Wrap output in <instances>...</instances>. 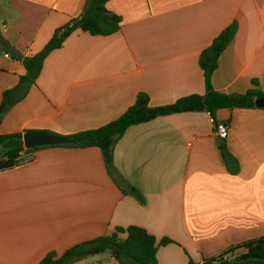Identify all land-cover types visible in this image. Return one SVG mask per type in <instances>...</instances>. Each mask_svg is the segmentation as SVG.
Wrapping results in <instances>:
<instances>
[{
  "label": "crops",
  "instance_id": "obj_1",
  "mask_svg": "<svg viewBox=\"0 0 264 264\" xmlns=\"http://www.w3.org/2000/svg\"><path fill=\"white\" fill-rule=\"evenodd\" d=\"M88 1L0 0V41L13 47L0 51V106L19 85L24 59ZM107 8L121 17L120 30L72 33L12 96L0 134L70 136L119 118L139 92L153 107L202 95L201 53L235 20L213 85L244 94L257 80L264 93V0H109ZM217 118L230 127L226 139L207 111L129 127L114 146V176L98 147H42L34 160L1 169L0 264H39L118 227L141 226L159 244L172 239L159 245L158 264H201L264 237V109H221ZM118 175L140 197L125 194ZM72 264L120 263L105 253Z\"/></svg>",
  "mask_w": 264,
  "mask_h": 264
},
{
  "label": "trees",
  "instance_id": "obj_2",
  "mask_svg": "<svg viewBox=\"0 0 264 264\" xmlns=\"http://www.w3.org/2000/svg\"><path fill=\"white\" fill-rule=\"evenodd\" d=\"M109 0H89L80 17L58 28L45 47L24 61L25 73L21 75L19 85L4 93L0 106V122L11 106V98L14 94L24 89L26 85L34 83L43 70L46 58L51 52L63 46L66 39L76 30L89 32L92 35H110L121 28V17L111 14L107 8ZM238 30V22L221 31L213 40L212 44L204 49L200 56V66L205 77V93L192 94L179 98L175 103L153 107L150 97L145 92H139L135 103L128 108L119 118L99 127L72 134L71 144H55L39 146L26 149L28 153L42 147L71 146V147H98L101 149L107 170L110 175H115L117 169L114 165L113 150L118 139L124 135L127 129L133 125L145 123L160 116L191 111H207L215 123H218L217 112L221 109L234 108H257L256 100L264 97L259 82L254 80L253 86L244 94H227L215 89L213 85V74L219 67L221 54L226 50ZM0 51L13 52V47L4 38L0 41ZM0 170L20 164L21 152L24 150L23 134L11 135L0 134ZM4 156V158H1ZM226 158V153H224ZM123 192L131 193L140 197L136 190L127 189L120 182ZM132 188V186H129ZM121 234H126L122 237ZM174 242L170 238H163L160 244L154 235L150 234L141 226H130L128 228L118 227L107 235L81 242L64 253L49 252L39 264H72L80 259L88 258L97 254L109 253L120 264H158L157 251L159 245H167ZM191 264H197L191 260ZM201 264H264V237L252 239L236 244L221 254L204 258Z\"/></svg>",
  "mask_w": 264,
  "mask_h": 264
},
{
  "label": "water",
  "instance_id": "obj_3",
  "mask_svg": "<svg viewBox=\"0 0 264 264\" xmlns=\"http://www.w3.org/2000/svg\"><path fill=\"white\" fill-rule=\"evenodd\" d=\"M256 107L264 109V97L256 100ZM25 148L32 149L39 146L55 144H71L73 140L68 136H61L49 132L28 131L23 135Z\"/></svg>",
  "mask_w": 264,
  "mask_h": 264
},
{
  "label": "built area",
  "instance_id": "obj_4",
  "mask_svg": "<svg viewBox=\"0 0 264 264\" xmlns=\"http://www.w3.org/2000/svg\"><path fill=\"white\" fill-rule=\"evenodd\" d=\"M5 55L9 57L8 53H6ZM229 131H230V127L225 122L216 123V132L221 139H226L229 136ZM34 159H35V152L28 153L27 151L21 153V156L19 158L20 164L30 162Z\"/></svg>",
  "mask_w": 264,
  "mask_h": 264
},
{
  "label": "rangeland",
  "instance_id": "obj_5",
  "mask_svg": "<svg viewBox=\"0 0 264 264\" xmlns=\"http://www.w3.org/2000/svg\"><path fill=\"white\" fill-rule=\"evenodd\" d=\"M236 21V20H235ZM231 25V24H230Z\"/></svg>",
  "mask_w": 264,
  "mask_h": 264
}]
</instances>
